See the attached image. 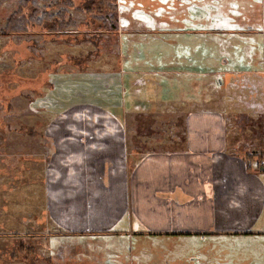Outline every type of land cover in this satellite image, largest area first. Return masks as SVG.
I'll return each instance as SVG.
<instances>
[{
  "label": "crops",
  "instance_id": "crops-1",
  "mask_svg": "<svg viewBox=\"0 0 264 264\" xmlns=\"http://www.w3.org/2000/svg\"><path fill=\"white\" fill-rule=\"evenodd\" d=\"M176 1L185 14L176 24L127 28L128 40L149 33L154 42L134 43L119 64L115 56V64L105 60V69L79 66V53L86 61L94 50L87 47L59 60L78 69L59 97L69 103L57 108L89 107L95 137L85 145L83 138L48 137L42 187L49 217L41 223L67 236L133 246L136 240L139 259L160 257L156 251L168 245L171 264H264V161L260 166L256 155L264 154V140L255 134L264 128V69H251L248 47L236 49L245 65L227 53L228 43L238 38L250 46L258 34L263 51L264 22L245 18L236 26L231 9L237 5L229 3L219 6L220 26H211L208 0ZM246 1L238 5V18ZM74 32L79 45L77 34L85 38L87 32ZM211 32L218 40L215 59ZM77 88L89 104H70ZM77 114L81 110L68 114L69 127L81 119ZM51 125L57 128L52 120L46 134Z\"/></svg>",
  "mask_w": 264,
  "mask_h": 264
},
{
  "label": "rangeland",
  "instance_id": "rangeland-1",
  "mask_svg": "<svg viewBox=\"0 0 264 264\" xmlns=\"http://www.w3.org/2000/svg\"><path fill=\"white\" fill-rule=\"evenodd\" d=\"M208 1L211 26H220L219 6L229 3L232 4L230 6L237 5V10L231 9L236 26H241L245 18L250 23L255 20L259 22V26H263L264 0L246 1V12L242 18L236 16L240 13L238 5L242 3L241 0ZM175 4L176 0H118V29L114 33L103 32L98 38L91 37L95 29L84 24L90 16L85 20L82 15V21H85L75 31L87 32L88 35L85 34L84 38L80 36L82 34H77L79 45H76L74 39L75 32L52 36L46 33L39 35L40 32L34 29L31 34L4 35L1 29L8 16L18 8V1L12 0L0 7V264H134L130 261L132 257L135 258V264H171L168 245L165 249L156 251L161 253L160 257L139 259L136 240L133 246L125 240L67 236L55 232L60 229L58 226H44L41 221H48L46 218L49 217V212L43 206V200L47 204L46 186L42 187L45 168L50 160L46 149L48 137L54 140L62 137L83 138L81 141L84 145L89 142L88 139L95 137L94 129L89 123V107L57 108L69 103L61 102L59 97L64 98L62 89L65 84H74L65 81L71 79L74 76L72 73L78 69L73 61L65 68L59 66V60H63L64 56L72 60L74 52L87 47L94 50L89 53V60L86 61L82 58L85 54L79 53V66H86L88 69V65L94 67L97 63L99 68L105 69V60L112 59L115 64V56L119 64L124 54L122 52H131L134 43L143 45L154 42L153 35L149 33L134 34L133 39L128 40L127 28L172 26L183 20L185 15ZM181 6L190 8L186 3ZM220 12L228 13V10L222 9ZM193 13L194 18L201 15L198 10ZM165 36L173 37L174 34ZM210 39L211 59H215L219 52L215 32L210 33ZM259 40H263L261 34L251 42L252 45L245 46L244 40L237 38L235 42L227 44V53L239 59L241 65H245L248 60L251 69L262 71L264 48L262 51ZM185 42L187 40H177L183 46L187 45ZM63 43L67 46L59 48ZM244 47L251 50L246 55L250 53L247 60L242 54L238 56L237 53L240 54L241 51L236 50ZM255 55L257 57L253 58ZM211 67L217 68L215 61H211ZM67 69L73 72H68ZM261 77L264 78V75ZM78 89L77 97L70 104H89V96ZM68 93L73 94L71 90ZM74 110H81V115H75L81 119L72 120L74 126L69 127L68 114H73ZM60 111L64 113L58 115ZM56 116L58 119H55ZM52 120L57 122V128L54 129L51 125V130L46 134ZM22 125L29 131L35 126L34 128L41 130L42 136L36 134L37 137H31L28 133L22 136ZM255 134L257 138L264 140V128L256 130ZM229 137H234L233 130L229 132Z\"/></svg>",
  "mask_w": 264,
  "mask_h": 264
},
{
  "label": "trees",
  "instance_id": "trees-1",
  "mask_svg": "<svg viewBox=\"0 0 264 264\" xmlns=\"http://www.w3.org/2000/svg\"><path fill=\"white\" fill-rule=\"evenodd\" d=\"M12 0H0V7ZM18 8L11 13L1 29L4 35L31 34L34 29L40 34H70L84 23L93 28L91 37L98 38L103 32H116L118 29V0H16ZM79 15V18L77 17ZM85 16L82 21L80 16ZM36 33V32H35ZM100 38V37H99ZM95 39V38H94ZM94 39H92L94 41ZM50 123V122H49ZM49 125V124H48ZM31 127V126H30ZM33 126L31 131L24 129L22 136L27 133L31 137L42 136L41 130ZM39 133H38V131ZM36 134H38L36 136ZM259 156L258 164L264 161V154ZM264 165V163H263ZM33 250V248H28Z\"/></svg>",
  "mask_w": 264,
  "mask_h": 264
}]
</instances>
